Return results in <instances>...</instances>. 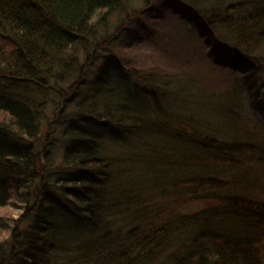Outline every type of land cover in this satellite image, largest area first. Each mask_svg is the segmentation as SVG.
<instances>
[{
  "label": "trees",
  "instance_id": "1",
  "mask_svg": "<svg viewBox=\"0 0 264 264\" xmlns=\"http://www.w3.org/2000/svg\"><path fill=\"white\" fill-rule=\"evenodd\" d=\"M263 112L264 0H0V264H264Z\"/></svg>",
  "mask_w": 264,
  "mask_h": 264
},
{
  "label": "rangeland",
  "instance_id": "2",
  "mask_svg": "<svg viewBox=\"0 0 264 264\" xmlns=\"http://www.w3.org/2000/svg\"><path fill=\"white\" fill-rule=\"evenodd\" d=\"M130 76L132 77L133 75L129 74V77ZM137 84H138L137 86H139L140 89L142 91H144V88L140 84L139 81H138ZM260 117L264 120V112H263V114L260 115ZM58 142H59L58 144H60V145L63 143V141L60 140V139H58ZM261 168H263L262 169V172H263L264 171V166H262ZM258 183H259V185H256L255 193L258 194L259 196H261L262 198H264V173L261 176H259ZM0 211L5 212L6 214H11L12 216L16 217L18 212H19V209H16L15 207H12L11 205H8V206H5V207H0Z\"/></svg>",
  "mask_w": 264,
  "mask_h": 264
},
{
  "label": "bare ground",
  "instance_id": "3",
  "mask_svg": "<svg viewBox=\"0 0 264 264\" xmlns=\"http://www.w3.org/2000/svg\"><path fill=\"white\" fill-rule=\"evenodd\" d=\"M138 88V90H139V92L138 91H136L137 93H139V94H141L143 91L140 89V87H137Z\"/></svg>",
  "mask_w": 264,
  "mask_h": 264
}]
</instances>
